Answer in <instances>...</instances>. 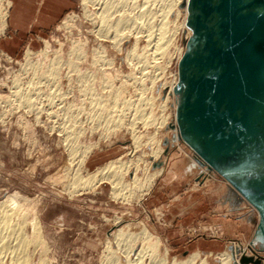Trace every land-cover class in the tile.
<instances>
[{
    "label": "rangeland",
    "instance_id": "obj_1",
    "mask_svg": "<svg viewBox=\"0 0 264 264\" xmlns=\"http://www.w3.org/2000/svg\"><path fill=\"white\" fill-rule=\"evenodd\" d=\"M133 1L132 15L139 14L147 7L150 11L147 17L156 24L153 31L157 32L163 4L158 0H147V4H144L145 0ZM10 7V0H0V9L6 15L3 31H1L3 20L0 18V97L6 99L10 96L8 103L0 99V200L9 194L18 193L22 198L30 201L29 207L38 215L44 246L43 249L39 246L38 249L33 250L31 264H37L40 260H44L45 264H113L114 259L112 258L110 263L112 255L105 248H108L109 235L115 229L113 221L118 217L130 223H144L149 229L154 230L160 237L162 245L168 248L170 260L172 258L184 260L195 251H199L202 257L210 253L216 255L226 250L232 251V242L247 243L251 240L254 241L258 253L263 256L261 260L264 264V245L253 236L258 223L257 213L254 210L251 224H234L236 216L244 211L239 209L238 212L227 211L229 200H226L225 196H232L231 190L230 194L228 190L224 191L228 193L222 194L211 193L208 186L194 187L199 172L205 167L200 166V163L190 174H179L178 179L163 187L156 196L149 198L143 208L137 204L129 206L120 201H114L110 198L111 186L108 183L81 191H76L70 186L72 171L76 169L78 161L77 157L86 145L92 144L93 149L83 170L91 172L119 156L128 154L126 158H130L129 153L132 148L131 135L125 128L118 131L116 138L110 133L109 138H104L103 130L111 125L104 120L99 123L90 118L89 101H83L84 98L78 87L81 83L76 80L77 72L74 70L81 73H95L93 84L97 94L108 95L111 98L115 94L120 99L132 101H137L142 96L152 100L154 96V100L163 101L168 93L164 83L178 71L177 49L185 50V41L188 40V38L185 39L186 30L184 31L181 27L183 15L180 14L177 17V12L174 10L169 17V22L176 19L175 24L177 27L180 25V28L175 34L173 31L170 32V34L173 33V41L168 54L159 61L160 69L148 68L143 70L142 74L144 64L137 59L133 60L131 65L128 64L126 53L134 44L136 36L141 37L138 39L137 50L139 54L142 52L147 43V39L142 37L143 34L137 35L133 31L130 41L125 44L120 53L109 43L104 49L96 33L95 23L85 13L82 0H76L75 8L51 31L45 35L24 39L15 55L8 53L4 50L3 41L7 38L6 27ZM96 8L90 6L88 9L96 12L93 10ZM178 8L183 9L184 4ZM169 27L171 31L175 25L171 24ZM74 44L78 50L71 54ZM150 49L152 52L153 48L150 47ZM105 50L106 59L111 61V65L104 64L100 67L99 60L96 61L98 58L95 60L94 55L100 56V52ZM28 53L29 58L26 55ZM56 56L62 62L51 65V68L56 69L60 76L58 90L67 92L68 102L73 103L75 107L78 106V109H74L72 116L77 122L75 126L84 131L77 142L76 159L70 156L69 141L65 139L66 133L62 129L67 120L65 115L67 113L63 111V106L58 105L56 101L54 105H51V102L45 98L36 100V95H31L32 91L28 90L31 87L28 84L32 82V73H30V66H26L27 62L33 61L32 64L36 66L40 64V69L44 71L49 66V61ZM67 62L73 64L70 66ZM100 68L105 69V73L108 74L107 78L112 84L111 89L101 82ZM25 70H29V73ZM150 73L157 77L154 92L149 90ZM66 74H70L74 80H69ZM14 79L18 80L17 87L20 94L22 96L30 94L31 98L36 100L35 106L28 107L18 99L15 100L11 94L17 91V87L13 85ZM142 86L147 90L144 91ZM170 97L173 99L172 94ZM120 106L117 110L122 109ZM115 115L116 113L112 112V116ZM169 124H167L168 129L164 130L166 135L162 143L165 152L161 159L152 165V170L165 167L167 172L172 167V163H179L185 157L183 153L177 151L172 120ZM138 127L143 132L151 131L141 129L142 124H138ZM140 149L147 151L145 147ZM188 152L192 154L189 149ZM167 153L169 159L166 169L164 163ZM211 173L214 177L208 184L211 185L209 187L225 181L219 174L213 171ZM179 195L183 202H180L178 208L171 204L167 206H171L168 212L164 211L167 208L165 207L163 216L159 217L155 214L157 208L168 205L174 197ZM236 206L240 207L239 204ZM225 216L229 217L225 218ZM217 220L218 223L215 225ZM27 232L31 233L30 228ZM116 248L112 246L113 251H116ZM252 255L254 258L253 253ZM120 263L126 264L123 257ZM209 264H220L219 258L210 257Z\"/></svg>",
    "mask_w": 264,
    "mask_h": 264
},
{
    "label": "bare ground",
    "instance_id": "obj_2",
    "mask_svg": "<svg viewBox=\"0 0 264 264\" xmlns=\"http://www.w3.org/2000/svg\"><path fill=\"white\" fill-rule=\"evenodd\" d=\"M82 1L85 6L87 17L96 25V33L100 37V42L104 49H106L107 43H109L112 48H115L120 53L125 44L130 41L133 31L137 35L143 34L142 37L147 39V43L143 47L142 52L139 54L137 50L138 39L141 37L136 36L134 44L128 48L126 53V61L128 64L131 65L133 60L136 59L144 64L141 73L148 68L160 69L159 61L168 54L169 47L173 41V33L175 34L176 30L178 31L180 28V25L177 27L175 24L176 19L171 23L169 22V17L174 10L177 12V17L180 14L183 15L181 27L184 31L186 30L185 39L188 38L189 40L192 37V31L187 26L189 18V0H158L163 4V9L160 10L162 13H160L161 20L157 32L153 31V27L156 24H153L150 21L151 18L148 19L147 17L150 14L147 7L141 10L139 14L132 15L131 8L133 7V0ZM148 1L145 0L144 4H147ZM182 4H184V8L179 9L178 7ZM90 6L93 8L97 7L96 10L93 9L96 12H91V10L88 9ZM0 15V18L3 20L1 29V31H3L5 28L6 15L5 12H2V9H0ZM171 24L175 25V29L173 28L170 31L169 26ZM172 31L173 33L170 34ZM187 42L185 41V43ZM150 47L153 48L152 52ZM74 48H76L75 44L73 45L71 54L77 52L78 49ZM177 50V63L179 64L186 49L184 50V48H182ZM105 53L106 50L105 52H100V56H97V54L94 55V59L98 58L95 60H99L100 67L104 64L111 65V61L106 59ZM26 55L27 58H29V53ZM32 62L33 61H28L26 64V66H30V73H32V82L28 84L31 87H29L28 90L32 91L33 94L31 93V95H36V100L39 98V100H44L43 98H45L47 101L51 102V105H54L56 101L58 105L63 106V111L67 113L65 114L67 120L62 129L66 133L65 139L69 141L68 148L70 150V156L76 159L78 153L77 142L84 131L75 126L77 122L72 116L75 112L74 109L78 106L75 107L73 103L68 102L67 99L69 95L67 92L58 90L60 86V76L56 69L51 68V65L59 64L62 61L58 56L54 57L49 61V66L45 68L44 65H42V67L45 68L44 71L40 69L39 63V66H36L33 65ZM67 63H69L70 66L73 64L72 62ZM27 68L28 67H26V69ZM74 71L77 72L76 80L81 83L78 87L84 98L83 101H89L90 118L99 123L104 120L105 123H110L111 125L107 126L105 129L102 128L104 129L102 133L104 138H109V133L116 138L119 133L118 131L125 128L131 135L132 148L129 153L130 158H126L128 154L119 156L106 162L104 165L96 167L91 172L89 170H83L85 169L86 161L93 149L92 144L86 145L77 157L76 169L72 171L71 188L76 191L90 190L101 184L108 183L111 186L110 198L114 201H120L129 206L137 204L143 208L149 198L156 196L163 187H166L174 180L178 179L179 174H190L192 170L197 167L200 162L190 147L181 140L177 125V111L181 101L180 96L175 92L179 83L178 71L171 76L169 81L164 83V86L168 88V93L163 101L154 100V96L152 100L142 96L137 101H132L131 99H120L119 96L115 94L112 95V98L108 95L97 94L93 84L95 81V73ZM99 71L101 82L105 83V87L111 89L112 84L109 83L110 81L107 78L108 74L105 73V69L100 68ZM25 72L29 73V70H25ZM147 73L149 74V72ZM150 75L151 87L149 90H153L154 92L157 77H154L153 73H150ZM66 76L69 80H74L71 78L70 74H66ZM13 85L16 87L19 85L17 79L13 80ZM143 88L145 89L144 91L147 90V88ZM16 89L17 91L11 93L12 96L15 97V100L18 99L28 105V107L35 106L36 100L32 99L30 94L24 93L25 95L22 96L18 87ZM46 91L48 93H46ZM118 92L119 90L117 93ZM169 93L173 95V99L170 97ZM9 98L10 96H7L6 99L0 97V99L4 100L6 103L9 102ZM155 101L157 103H155ZM120 105L123 106L121 107ZM118 106L122 109L117 110ZM112 112H115L116 115L112 116ZM171 120L172 126H174L172 131L176 136L175 144L177 147H175L177 151L183 153L185 157L179 163H172V167L167 172L165 167L152 170V165L161 159L165 152L162 147L163 137L166 135L164 134V130L169 127L167 124L170 125L169 123ZM138 124H142L141 129H150L151 131H141ZM141 147H145L147 151H141ZM188 149L193 155L188 152ZM139 151L141 152L139 153ZM168 156L169 154L167 153L164 163L165 166L169 159ZM201 165L200 163V166ZM167 168L166 166V169ZM212 177H214V175L211 171L203 167L202 171L199 172V177L196 178L194 182V187L198 185H204V187L208 186L211 193H224V191L227 190L230 193L231 190L234 196H237L254 212V209L233 192L227 182L220 181L218 185L209 187L211 185L208 184L211 183ZM179 199L180 195L174 197L168 205L157 208L155 214L159 217L163 216L162 212L165 207L173 204ZM29 202L27 198H22L18 193L9 194L0 200V264H31L30 259L31 254L34 252L33 250H35V248L38 249L39 246L43 249L44 241L42 239V227L38 215L29 207ZM113 226L115 229L109 235V246L105 248L108 249L112 255L110 263L113 258V264H121L120 260L122 257L125 259L126 264H209V258L214 256L219 258L220 264H243L242 259L244 258L256 261L263 257L256 250L254 242L250 240L247 243H240L238 241L232 242V251L226 250L216 255L210 253L206 257H202L199 251H195L184 260H178L177 258H172L170 260L168 248L162 245V241L157 233L149 229L144 223H130L126 222L122 217H118L114 219ZM28 228L31 230L30 234L27 232ZM112 246L117 247L116 251L112 250ZM252 253L254 254V258ZM262 261L263 260H261V263ZM37 264H45V261L40 260Z\"/></svg>",
    "mask_w": 264,
    "mask_h": 264
},
{
    "label": "water",
    "instance_id": "obj_3",
    "mask_svg": "<svg viewBox=\"0 0 264 264\" xmlns=\"http://www.w3.org/2000/svg\"><path fill=\"white\" fill-rule=\"evenodd\" d=\"M188 9L180 138L255 210L254 238L264 245V0H189Z\"/></svg>",
    "mask_w": 264,
    "mask_h": 264
},
{
    "label": "crops",
    "instance_id": "obj_4",
    "mask_svg": "<svg viewBox=\"0 0 264 264\" xmlns=\"http://www.w3.org/2000/svg\"><path fill=\"white\" fill-rule=\"evenodd\" d=\"M11 7L7 18V38L4 39V50L16 54L24 39L45 35L51 31L60 21L76 6V0H10ZM224 192L222 194H226ZM230 194V193H228ZM225 196L229 200L227 211L243 210L236 216L234 224H251L255 212H253L237 196ZM228 197V198H227ZM181 198V197H180ZM181 199L171 206L178 208ZM171 203V202H170ZM169 204V203H168ZM239 204V208L236 206ZM167 205V204H166ZM230 205V208H229ZM170 207L164 211L168 212ZM236 207V208H235ZM229 216H225L228 218ZM217 225L218 220L215 222ZM232 223V222H230ZM170 225V224H168ZM220 225V224H218Z\"/></svg>",
    "mask_w": 264,
    "mask_h": 264
}]
</instances>
